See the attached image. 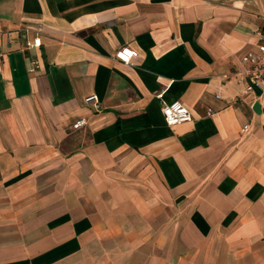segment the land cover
I'll list each match as a JSON object with an SVG mask.
<instances>
[{"label": "crops", "instance_id": "crops-1", "mask_svg": "<svg viewBox=\"0 0 264 264\" xmlns=\"http://www.w3.org/2000/svg\"><path fill=\"white\" fill-rule=\"evenodd\" d=\"M262 29L264 0H0V264H264V87L233 74Z\"/></svg>", "mask_w": 264, "mask_h": 264}, {"label": "built area", "instance_id": "built-area-1", "mask_svg": "<svg viewBox=\"0 0 264 264\" xmlns=\"http://www.w3.org/2000/svg\"><path fill=\"white\" fill-rule=\"evenodd\" d=\"M259 44L258 53L245 55L242 57L240 63L243 66L242 70H236L233 74L237 77L238 81L244 85V93L250 94L255 87H264V29L258 32ZM41 44L40 37L36 36L32 43L26 42L27 48H38ZM137 57V52L131 50L128 47H122L115 53V58L121 63L130 64L133 58ZM30 72L34 71L36 62H32ZM226 81L228 76H223ZM163 92L157 94V97L162 101ZM87 106L93 105L96 108L99 107V101L96 95H89L85 98ZM161 112L166 125L172 126L181 123L190 122L192 120L189 110L180 102L175 101L167 104L162 102ZM87 125V119L85 117L77 119L72 124V129L78 130ZM247 126L244 127V131Z\"/></svg>", "mask_w": 264, "mask_h": 264}]
</instances>
